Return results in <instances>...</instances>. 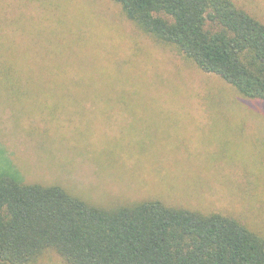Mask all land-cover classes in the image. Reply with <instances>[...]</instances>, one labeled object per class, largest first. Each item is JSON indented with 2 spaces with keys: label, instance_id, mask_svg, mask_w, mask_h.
Wrapping results in <instances>:
<instances>
[{
  "label": "rangeland",
  "instance_id": "obj_1",
  "mask_svg": "<svg viewBox=\"0 0 264 264\" xmlns=\"http://www.w3.org/2000/svg\"><path fill=\"white\" fill-rule=\"evenodd\" d=\"M235 1L264 21V0ZM1 174L94 203L157 196L264 238V100L155 44L114 0H0Z\"/></svg>",
  "mask_w": 264,
  "mask_h": 264
},
{
  "label": "trees",
  "instance_id": "obj_2",
  "mask_svg": "<svg viewBox=\"0 0 264 264\" xmlns=\"http://www.w3.org/2000/svg\"><path fill=\"white\" fill-rule=\"evenodd\" d=\"M114 1L155 44L264 100V21L235 0ZM57 41L63 46V35ZM13 57L3 63L10 77ZM123 196L94 203L1 174L0 264H41L49 252L67 264H264V238L234 216Z\"/></svg>",
  "mask_w": 264,
  "mask_h": 264
}]
</instances>
